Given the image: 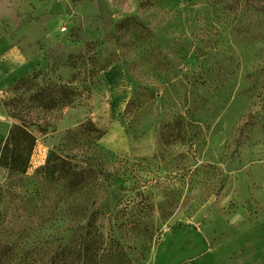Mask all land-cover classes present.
Instances as JSON below:
<instances>
[{
    "label": "rangeland",
    "instance_id": "obj_1",
    "mask_svg": "<svg viewBox=\"0 0 264 264\" xmlns=\"http://www.w3.org/2000/svg\"><path fill=\"white\" fill-rule=\"evenodd\" d=\"M20 125L4 264H264V0H0V143Z\"/></svg>",
    "mask_w": 264,
    "mask_h": 264
},
{
    "label": "trees",
    "instance_id": "obj_2",
    "mask_svg": "<svg viewBox=\"0 0 264 264\" xmlns=\"http://www.w3.org/2000/svg\"><path fill=\"white\" fill-rule=\"evenodd\" d=\"M25 142L22 154L20 150V143ZM35 143L34 136L25 128V126H15L9 130L8 136L5 138L4 143H0V162H5V167L10 171H24L26 168V162L28 155L33 149ZM80 172L77 170H71L72 178H77ZM81 246L83 248H81ZM88 244L83 241L78 246L72 242L69 245L62 247L61 250L56 251L50 258L51 264H86L87 261V249ZM8 247L2 248L0 245V264H4L10 257L11 253L8 251ZM11 264H20L11 263Z\"/></svg>",
    "mask_w": 264,
    "mask_h": 264
},
{
    "label": "crops",
    "instance_id": "obj_3",
    "mask_svg": "<svg viewBox=\"0 0 264 264\" xmlns=\"http://www.w3.org/2000/svg\"><path fill=\"white\" fill-rule=\"evenodd\" d=\"M21 60H22L21 58H16L14 64H15V65H20ZM15 65H14V66H15Z\"/></svg>",
    "mask_w": 264,
    "mask_h": 264
}]
</instances>
